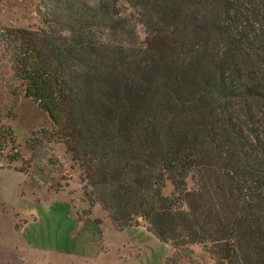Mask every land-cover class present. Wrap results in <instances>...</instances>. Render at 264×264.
<instances>
[{
	"label": "trees",
	"instance_id": "16d2710c",
	"mask_svg": "<svg viewBox=\"0 0 264 264\" xmlns=\"http://www.w3.org/2000/svg\"><path fill=\"white\" fill-rule=\"evenodd\" d=\"M41 2L44 28L0 44L87 213L144 222L186 258L198 244L215 264H264V0Z\"/></svg>",
	"mask_w": 264,
	"mask_h": 264
},
{
	"label": "rangeland",
	"instance_id": "374dc122",
	"mask_svg": "<svg viewBox=\"0 0 264 264\" xmlns=\"http://www.w3.org/2000/svg\"><path fill=\"white\" fill-rule=\"evenodd\" d=\"M46 7L41 0H0V31L5 28L31 30L44 28L43 18ZM122 11L129 13L130 9L125 5ZM137 33L141 39L144 37L142 27H137ZM13 87L18 89L17 100L12 96ZM53 130L54 125L49 115L39 109L33 100L24 97V87L15 80L8 58L0 44V241L2 242L20 241L17 232L26 225L27 220L38 218L39 225H49L50 221H56L60 225L62 214L66 212L65 205L68 206L70 214H77L82 221L94 218V221L99 223L100 219L104 218V214L107 216L98 204L93 207L96 215L93 214V208L89 214L87 213L89 205L83 195L79 168L73 164L71 155L66 151L63 143L48 141L44 137V133L50 135ZM188 187H192L190 180ZM172 191L171 184L167 182L163 194L170 197ZM107 218L109 219L108 216ZM108 221L110 224V219ZM61 228L59 229L65 232L67 225L64 224ZM139 228L143 234L149 233V236L152 234L148 231L147 225L141 221L139 225L121 231L127 230L132 233ZM159 243L162 247L163 264H215L201 245L191 246L192 257L186 258L170 243L161 241ZM72 262L93 264V257L70 253L48 258V264Z\"/></svg>",
	"mask_w": 264,
	"mask_h": 264
},
{
	"label": "crops",
	"instance_id": "0c3cea01",
	"mask_svg": "<svg viewBox=\"0 0 264 264\" xmlns=\"http://www.w3.org/2000/svg\"><path fill=\"white\" fill-rule=\"evenodd\" d=\"M65 207L60 225L27 220L17 232L20 241H0V264H48L49 257L70 253L93 257V264H163L162 247L153 234H143L141 228L132 233L117 230L105 214L99 223L94 218L82 221Z\"/></svg>",
	"mask_w": 264,
	"mask_h": 264
}]
</instances>
